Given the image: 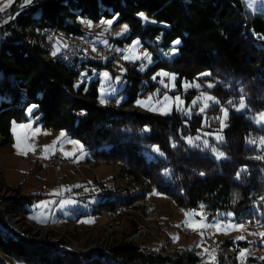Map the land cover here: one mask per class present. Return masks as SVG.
I'll list each match as a JSON object with an SVG mask.
<instances>
[{"label": "trees", "instance_id": "1", "mask_svg": "<svg viewBox=\"0 0 264 264\" xmlns=\"http://www.w3.org/2000/svg\"><path fill=\"white\" fill-rule=\"evenodd\" d=\"M79 16L93 22L116 16V23L127 24L129 33L114 44L138 41L156 51L152 64L146 71L133 68L127 73L122 90L125 99L120 104L107 100L100 105L98 80L75 87L78 75L47 59L22 33H13L0 42V74L17 80L27 91V105L34 103L36 108L27 114V105L0 107V146L12 142L13 122L32 117L36 124L63 130L80 141L90 160L118 165L122 177L141 184L137 193L127 188L100 191L99 201L79 212L77 219L115 211L156 191L184 210L204 207L212 217L223 212L232 213L238 221L258 220V212H264V160L247 144V138L264 137V128L257 127L247 114L264 111V13L246 17L241 0H38L18 23L44 21L66 36L84 37L76 22ZM69 18L72 23H67ZM177 40L175 56L158 55V50L174 47ZM87 69L117 75L110 61L90 62ZM158 70L177 75L178 86L183 79H196L206 71L220 81L210 91L229 109L228 125L223 142L211 144L228 159L217 161L187 144L186 138L202 127L200 114L184 119L174 110L161 114L134 108L138 97L158 87L151 79ZM241 98L247 106L245 112H237L233 106ZM215 109L218 105L208 113ZM49 197L28 193L4 198L0 264H6V258L22 264H202L188 248L154 251L141 242H119L108 249L75 253L17 235L5 215H27L29 206Z\"/></svg>", "mask_w": 264, "mask_h": 264}, {"label": "rangeland", "instance_id": "2", "mask_svg": "<svg viewBox=\"0 0 264 264\" xmlns=\"http://www.w3.org/2000/svg\"><path fill=\"white\" fill-rule=\"evenodd\" d=\"M241 1L246 17L264 13V0ZM115 17H102L97 22L89 19L84 20L83 28L88 33L92 31L98 43L108 45L106 35L108 33L120 35L121 30L124 28L121 25L113 30L117 19ZM108 21H111V24L106 23ZM62 35V33L58 34L55 49L61 50L60 48L66 44V39L62 38ZM134 42L129 53L131 58L136 55L134 53L135 46L141 47L138 41ZM94 43L96 42L94 41ZM112 47L113 43L110 40L105 57L111 54L110 48ZM177 52L178 50L174 47L170 56H168L172 58ZM105 60V62L110 61L107 58ZM114 63L117 67L126 66L124 58L121 57H117ZM150 63L152 64V60L147 67L143 68V71L149 68ZM127 71L130 72L129 69ZM87 73L79 74L77 77L78 82L79 79L84 81L93 77ZM104 73H108V79L104 77ZM127 73L124 74L127 75ZM160 73L168 75L161 76L159 75ZM96 76L100 82L101 102L104 103V100L111 101L114 99L116 105L120 104L124 100L121 90L127 83V81H125L126 83L123 81V73L122 81L119 76L114 78L115 81H112V74L107 70H100ZM173 77L174 79H172ZM151 79L158 84V87L144 97H138L134 103V108L142 112L153 113H161V109H164L167 114L174 110L180 113L184 119H189L194 113L200 114L202 116V127L196 135L186 138L187 144L192 148L199 149L204 154L210 155L217 161L228 159L225 153L217 150L211 144V141L218 144L223 142V130L228 125L229 109L225 105H221L210 91L220 81L207 71L198 75L196 79H183L179 86L177 84L178 76L164 70L156 71L152 74ZM12 81L15 82L14 79ZM108 81L111 82L108 83ZM8 84L10 83L8 82ZM187 95H189V98H187ZM166 97L168 98L167 100L165 99ZM205 97H211L212 99L208 100ZM177 98L179 99L177 100ZM241 101L244 104L243 108H240ZM3 104L11 105L2 100L0 107ZM215 105H218V110L215 109V113L212 114L208 113V110ZM233 106L237 112H245L247 110L243 98L233 102ZM35 108L36 105L30 103L25 108V111L30 114ZM201 108L204 110L201 111ZM237 109L240 110L238 111ZM225 111L227 112L226 117L224 115ZM262 116H264V111L254 116L247 114V117L251 118L257 127L264 128ZM31 119L32 117L28 121L30 124H27V126H30L31 135L26 141L23 140L31 149L39 145L44 150L38 159L31 163L26 161L24 157H13L10 145L7 148L0 146V160H3L6 155L8 160L18 165L17 171H7L0 165V208H2L3 200L6 197L18 198L21 195L28 194L27 192L50 194V200L47 203H51V206H53L52 203L58 201L56 210L60 213H53L49 222L58 223L62 219L70 221L66 222L70 225L54 229L56 233H59V236H62L60 237L61 240H66L65 247L72 248L75 253L83 252L86 248H92L93 243L97 244V246H107L106 249H108L111 245L119 242H141L154 251L165 249L166 251L174 252L188 248L199 257L202 264H259L264 259V239L260 235L264 233V212L260 211L258 212V220L252 222L251 220L238 221L232 213L221 212L217 216L212 217L204 207L184 210L177 206L170 197L152 191L147 194L145 200L123 205L115 210L116 216H111L110 212H106L102 215L77 219L79 212L89 210L92 204L99 201L100 191L127 188L132 193H137L140 191L141 184L122 177V172L118 165L90 160L89 152L81 142L66 136L65 131L44 128L41 125H36ZM217 137L221 139H217ZM262 140H264L262 136L250 135L247 138V144L255 147L260 157L264 160V143H261ZM205 142L207 146H205ZM212 149H215L216 153H223V157L218 159ZM55 150H60L66 158L71 159L70 162L61 166L59 170L51 169L46 163L49 152ZM7 154H11V156L7 157ZM88 162L92 164L88 165ZM34 167L38 169L36 174L32 172ZM58 181H61V183H57ZM66 193L70 195L66 196ZM81 193L83 194L79 197ZM66 201H71V203H65ZM42 203H37L38 207L31 209L32 212L27 213V217L33 220L32 218H35L37 213H41L39 206ZM185 213L194 215L186 216ZM201 215L204 217L202 223L207 225V227L194 231L192 227L187 225L186 221L190 223L199 222L201 221ZM20 216L21 214H17L12 219L9 217L10 222H13V226L18 225L21 230L25 226L26 228H31L30 231H34L25 218ZM215 225H220L221 227L218 229ZM230 225H243V227L232 228ZM140 231L144 232L143 235H137ZM49 232L47 234H50ZM34 233L36 235L37 232L34 231ZM52 233L54 232L52 231ZM36 238V236L34 238V235L31 234L29 240H42L39 237ZM242 252L243 255H241ZM13 260V258H6L5 263L9 264L10 261V264H12Z\"/></svg>", "mask_w": 264, "mask_h": 264}, {"label": "bare ground", "instance_id": "3", "mask_svg": "<svg viewBox=\"0 0 264 264\" xmlns=\"http://www.w3.org/2000/svg\"><path fill=\"white\" fill-rule=\"evenodd\" d=\"M30 3H28L26 5H29ZM34 4L31 6L33 7ZM30 10H31V8H25L24 10H20V13L17 16H15V18L13 19V30H15L16 32H22L23 28L28 26V25H25V26L20 25L18 23V19L20 16L27 14ZM75 14L77 15L78 13H75ZM72 22H73V19H71V18H69L67 20V23H72ZM32 24H35L34 28H26L25 29V40L29 43H33L35 45H38L43 50L44 54L43 53L42 54L47 59L60 63L64 69L68 68V59H60L59 60V57H65V50L64 49L54 51L53 50V42H46L45 43V35H38V37L35 36V32H42V31H47V36H54L55 29L58 30V28L55 27V25L53 26V25H51V23H47L44 21H36L35 23H32ZM58 33H59V30H58ZM81 38H86V36L79 37L77 39L73 38L74 40L69 42V48H71V50H78L79 46L81 45ZM6 39L7 38H4V41H6ZM44 43H45V45H44ZM93 46H101V45H98L97 43H94V41H93ZM141 47H145V46H141ZM172 49H173V47H166L162 50H158L159 51L158 54L167 53L169 51H172ZM148 51H152V50L148 47ZM106 54H107V50H106ZM170 54L171 53H168L169 56H170ZM160 56H164V55H160ZM99 60H100L99 59V50H92L90 62H96ZM151 60H153V59H150V61ZM150 61L147 60V63L143 64V68L147 67ZM72 63H80V55H73L72 56ZM150 65H151V63H150ZM126 67L130 71L134 68V65H133V63H126ZM70 73L79 75V68H70ZM3 75L0 74V77H1L0 78V80H1L0 102L2 100H5V102L10 103L13 107H19V108L20 107L23 108V106L25 107L28 103V95H27L26 89L23 88L19 84V82L16 81L11 75H4V76ZM12 79H14V81L16 83L13 82ZM8 82L10 84H8ZM26 101H27V103H25ZM90 164H92V163L88 162V165H90ZM14 216H17V215H14L11 213L6 214L5 215L6 221L8 224L11 225L13 230L21 233L22 237L29 239L31 237V234H32V235H34V238L36 236L37 238L38 237L41 238L42 239L41 241H43V242L45 241V242H49L51 244H54L59 250H63V251L72 250V251H74L70 247H65V245H66L65 241L66 240H64V243H63L62 242L63 240L60 239V237H62V236H59V233H56V230L54 229V228L58 229L61 226L70 225V224H68L66 222L55 223V222H49L48 221L46 223L45 222L40 223V225H39L38 222L33 221L30 218H28L26 214H21V216L23 218H25L26 222L33 227L34 231L38 233V234L36 233V235H35L34 231H30L31 228L29 229V228H26L25 226H23V230H21L18 225L13 226V222H10L9 217H11V219H12V218H14ZM75 227H77V226H75ZM49 228H50V230H49ZM48 231H50L49 232L50 234H47ZM52 231L54 233H52ZM143 233H144L143 231H140L137 235H139V234L143 235ZM46 235H48V236H46ZM45 239H47V240H45ZM98 248L106 249L107 246H97V244L93 243L92 248H86L83 252L89 251L91 249H98ZM12 264H22V263H20L14 259L12 261Z\"/></svg>", "mask_w": 264, "mask_h": 264}, {"label": "crops", "instance_id": "4", "mask_svg": "<svg viewBox=\"0 0 264 264\" xmlns=\"http://www.w3.org/2000/svg\"><path fill=\"white\" fill-rule=\"evenodd\" d=\"M18 1L17 0H13V3L9 6V7H12L13 5H15ZM3 3H6V0L3 1ZM2 3V4H3ZM2 4L0 6H2ZM116 18V17H115ZM84 20H87V18H84V17H77L76 19V22H78L81 26V30L85 33L84 36H90L92 37L93 39H95V34H92V31L91 32H86L85 29L83 28V21ZM114 27H113V30H115L116 27L118 26H124V28L121 30V34L120 35H117V34H113V33H108L106 36H107V41L110 42V40L112 41L113 43V47L110 48L111 49V54L108 55V56H102L101 59L99 60V62L101 61L102 63H104L107 59L110 60L111 62V65H112V68L117 72V75H112V81H115V77L119 76L120 77V80L122 81V73L124 75L123 77V81L124 83H126V79H125V76L126 74L124 73H127L128 69L126 68L125 65L123 66H119L117 67L114 63L115 59L117 60V57H121V58H124L125 57H129V54L130 53V50L132 48V44H134L135 42L132 41L131 43H124L122 45H119V44H114V40L116 39H121V38H124L128 33H129V27L127 24L125 23H120V24H117L116 21L114 23ZM125 26H126V30H125ZM62 38L66 39V44L68 42H71L73 41L74 39H76L77 37L76 36H66V35H62L61 36ZM74 38V39H73ZM98 45H104V44H100L96 41V39L94 40ZM180 43V42H179ZM178 43V44H179ZM63 45V47L66 46ZM177 43H174V47H176L178 45ZM62 47V48H63ZM61 49V48H60ZM138 49H139V46H135V49H134V53H136L135 56H133L132 58L130 57L129 59H126V60H136L138 59L139 57V53H138ZM56 50H59V49H56ZM107 52H108V48H107ZM112 58H114V60H112ZM121 64V63H120ZM89 71V73H87ZM82 73H87L93 77H91L90 79L88 80H84V81H81V79H79V82H78V78L75 79V87H78L80 84L82 83H89L90 81L92 80H98L97 79V76L96 74H99V71L96 70V69H87V67H85L84 71ZM111 74V73H110ZM111 82V81H108V83ZM126 85V84H125ZM125 87V86H124ZM124 89V88H123ZM122 89V90H123ZM121 90V91H122ZM122 93V92H121ZM124 99H125V96H124ZM98 101L101 102V98H100V82L98 80ZM107 101V100H104V102ZM102 103V102H101ZM32 121H36V119H31ZM29 121V120H28ZM21 122V123H17V122H13L11 124V133H12V142L9 143V144H6L4 145L6 148L10 145L11 146V154L13 157H24V155L32 150L31 148H29L24 140L26 141V139H28L31 135V131H30V128L27 126V124H30V122ZM36 124V123H35ZM36 125H39V124H36ZM15 126V127H14ZM20 126H25V127H20ZM21 129H22V132H21ZM66 133V132H65ZM62 136V135H61ZM66 136L70 137L67 133H66ZM24 139V140H23ZM65 139V138H64ZM3 146V147H4ZM59 149V148H58ZM54 151H51L49 152L48 156L49 157ZM11 154H7V157L8 156H11ZM5 158L3 160H0V165L1 167H3V169H6L7 171H17V166L18 165H15L11 160H8L6 158V155L4 156ZM35 174L38 173V169L34 167L33 171ZM25 187H26V183H25ZM27 193H34V192H27ZM42 194H46V195H50V194H47V193H42ZM83 193L79 194V196H81ZM50 200V197L49 198H46V199H43V200H40L36 203H34L33 205L29 206L28 209L30 210V213L32 212L33 208L35 207H38L37 206V203L39 202H43L42 204H40V210L42 211L41 213H37L35 218H32L34 221L36 222H39V223H44L46 221H49L52 219V214L55 213V212H58L60 213L58 210H56V204L58 201H55L53 204V206H51V203H47L48 201ZM32 209V210H31ZM78 221V220H76Z\"/></svg>", "mask_w": 264, "mask_h": 264}, {"label": "built area", "instance_id": "5", "mask_svg": "<svg viewBox=\"0 0 264 264\" xmlns=\"http://www.w3.org/2000/svg\"><path fill=\"white\" fill-rule=\"evenodd\" d=\"M4 0H0V5L3 3ZM38 1V0H37ZM35 0V3L37 2ZM24 4V0H19L15 5L12 7H7L3 12H0V42H4V38H8L13 33H22L23 39H25V29L26 28H34L35 24H29L27 27H24L22 32H15L13 30V19L15 16H17L20 13L21 6ZM58 30L55 29L54 36H47V31L42 32H35V36L38 37V35H45V43L46 42H53V50L55 51L57 37H58ZM22 40H18V42H21ZM44 43V45H45ZM160 43V41H159ZM109 48V42L108 45H101V46H93V38L90 36H86V38H81V45L79 46L78 50H71L69 48V42L66 44L65 47L61 48L65 50V57H59L60 59H68V68H65L64 70L68 73H70V68H79V74H81L85 67H87L88 63H90L91 59V51L92 50H99V59H101L102 56L106 54V50ZM174 48V47H173ZM172 51H169L167 53L158 54V55H164L167 56L168 53H171ZM139 57L136 60H126L124 59V64L126 63H133L134 65V71H141L143 72V64L147 63V60L144 59V54L147 53L150 59H153L156 55V51H148V47H139L138 49ZM73 55H80V63H72V56ZM101 62V61H100ZM112 104H115V100H111ZM101 105L102 103L99 102ZM44 150L42 146H36L34 149L28 151L24 155V159L28 162H35L38 157L40 156L41 152ZM70 158H66L65 155L60 150H55L47 159L46 163L47 165L53 169V170H59V168L66 163L70 162ZM57 183H61V181H58ZM69 193H66V196H69ZM111 216H116V211H111ZM60 222H70L65 221V219H62ZM39 223V222H38ZM40 225V223H39ZM9 226V225H8ZM18 235H22L19 232H15ZM103 249V248H98Z\"/></svg>", "mask_w": 264, "mask_h": 264}, {"label": "snow or ice", "instance_id": "6", "mask_svg": "<svg viewBox=\"0 0 264 264\" xmlns=\"http://www.w3.org/2000/svg\"><path fill=\"white\" fill-rule=\"evenodd\" d=\"M31 2V0H24V4L26 5V4H28V3H30ZM13 3V0H6V3H3L2 4V6H0V12H3L4 10H5V8H7V7H9L11 4ZM141 15V17L143 18V19H147L146 17H144L143 16V14L141 13L140 14ZM106 23H108V24H111V21H108V22H106ZM153 23H154V21H153ZM125 30H126V26H125ZM174 43H179V41L177 40V41H175ZM131 51V50H130ZM55 54V53H54ZM130 57H125V59H129ZM144 59H146V60H149L150 61V57L148 56V54L147 53H145L144 54ZM104 75V77L106 78V79H108L109 78V76H108V73H104L103 74ZM159 75H161V76H167L168 74H166V73H160ZM155 78V77H154ZM172 79H174V77L172 78ZM166 100L168 99L167 97L165 98ZM179 98H177V100H178ZM205 99H208V100H210V99H212L211 97H205ZM141 104H143V102H141ZM244 107V104H243V101H241L240 102V108H243ZM204 109L203 108H201V111H203ZM238 111L240 110V109H237ZM161 114H167V111L166 110H164V109H161ZM224 115H225V117L227 116V112L225 111V113H224ZM262 119H264V116H262ZM15 127V126H14ZM20 127H25V126H20ZM28 127H30V126H28ZM217 139H221L220 137H217ZM251 142V141H250ZM261 143H264V140H262L261 141ZM205 146H207V143L205 142ZM47 150V149H46ZM212 151L216 154V156H217V158L219 159V158H221V157H223V153H216V150L215 149H212ZM65 203H71V201H66ZM185 215L186 216H188V215H194V214H190V213H185ZM204 220V217H203V215H201V221H199V222H187L186 221V223H187V225L189 226V227H192V229L194 230V231H199L202 227H207V225H203V223H202V221ZM218 229L221 227L220 225H215ZM230 227H232V228H237V227H240V228H242L243 227V225H239V226H237V225H230ZM261 235V238L262 239H264V233H261L260 234ZM240 238H242V237H240ZM241 255H243V252L241 253Z\"/></svg>", "mask_w": 264, "mask_h": 264}, {"label": "water", "instance_id": "7", "mask_svg": "<svg viewBox=\"0 0 264 264\" xmlns=\"http://www.w3.org/2000/svg\"><path fill=\"white\" fill-rule=\"evenodd\" d=\"M35 3V0H32L31 1V3L29 4V5H25V4H23L22 6H21V10H24L25 8H30V6L31 5H33ZM3 75V74H2ZM4 76V75H3Z\"/></svg>", "mask_w": 264, "mask_h": 264}]
</instances>
